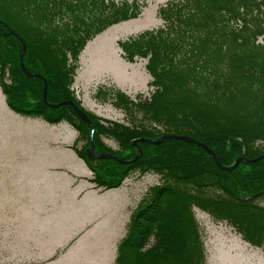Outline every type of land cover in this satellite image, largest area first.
I'll list each match as a JSON object with an SVG mask.
<instances>
[{"label":"trees","instance_id":"obj_1","mask_svg":"<svg viewBox=\"0 0 264 264\" xmlns=\"http://www.w3.org/2000/svg\"><path fill=\"white\" fill-rule=\"evenodd\" d=\"M145 4L141 0H0V20L9 26L0 23V86L6 103L25 116L71 124L80 139L87 140L78 153L93 170L97 186L116 188L135 168L161 173V184L151 186L132 210L117 244L115 264H180L184 255V264H204L192 202L214 219H226L245 240L264 244V207L257 203L264 196V158L240 161L233 170H224L203 148L179 139L138 142L142 154L129 163L85 154L92 137L95 152H112L129 160L137 152L133 139L154 140L171 133L203 142L225 165L240 155L264 154V0H167L158 6L162 27L120 41L128 60L136 54L148 55L146 69L153 87L149 97L133 102L120 91L116 94V104L126 114L140 112L141 120L131 128L111 123L108 131L122 141L123 149L112 151L99 141L104 125L72 93L76 62L88 40L114 23L138 17ZM22 43L26 68L47 81V100H72L92 120L93 131L64 102L55 108L46 105L42 79L28 77L20 66ZM97 162L107 164L108 170L103 164L95 167ZM247 166L254 169L253 177L244 172ZM226 174L240 178L248 190L229 187Z\"/></svg>","mask_w":264,"mask_h":264},{"label":"rangeland","instance_id":"obj_2","mask_svg":"<svg viewBox=\"0 0 264 264\" xmlns=\"http://www.w3.org/2000/svg\"><path fill=\"white\" fill-rule=\"evenodd\" d=\"M141 1L146 4L138 17L114 23L87 41L73 71L72 93L104 125L99 141L112 151L123 149V144L108 131L111 123L131 128L141 120L140 112L126 114L116 104L117 91L133 102L153 91L148 55L128 60L120 45L164 24L157 9L167 0ZM103 50L116 59L115 68L98 61ZM5 71L9 82L7 67ZM86 145L66 120L48 123L11 109L0 86V264H88V257L100 261L94 253L105 239L110 242L108 264H115L132 210L163 178L156 170L135 168L116 188L97 186L93 170L78 153ZM253 171L247 166L244 172L253 177ZM225 179L234 190H248L234 174ZM257 203L264 207V196ZM191 210L203 241L204 264H264V244L245 240L226 219H214L195 202ZM186 261L184 255L180 264Z\"/></svg>","mask_w":264,"mask_h":264},{"label":"water","instance_id":"obj_3","mask_svg":"<svg viewBox=\"0 0 264 264\" xmlns=\"http://www.w3.org/2000/svg\"><path fill=\"white\" fill-rule=\"evenodd\" d=\"M0 23H2L5 27H9L7 26L6 22L0 20ZM10 33H12L13 35H17L12 29L9 28ZM25 53V44L22 43V51L20 53L19 56V60H20V66L23 70V72L28 76V77H39L42 79L43 81V88H42V97H43V101L46 103V105H48L49 107L55 108L60 106L63 102L69 106H71L74 111L77 113V115L79 116V118L85 122H87V124L89 125L91 131H93V122L92 120L88 117V115L81 109L79 108L72 100H65L63 102H57V103H51L47 100V96H46V91H47V81L46 79L38 72H31L29 71L24 62H23V55ZM164 139H179L182 141H186V142H190V143H194L198 146H200L201 148H203L205 151H207V153L212 157L214 163L216 164L217 167L224 169V170H233L240 161H244V162H252V161H257L260 159L264 158V154L258 155L256 157L253 158H247L244 155H240L238 156L231 164L229 165H225L223 163H221L219 161V159L217 158L215 152L208 147L206 144H204L203 142L189 136L186 134H176V133H171V134H165L162 135L160 137H158L157 139H150V138H145V137H140V138H135L131 141L132 145H134L137 149L136 154L134 155V157H132L129 160L126 159H122L117 157L116 155H114L112 152H95L94 151V144H93V140L92 137L90 138V143L89 146L85 149V154L87 157L89 158H112L114 160H116L119 163H129V162H134L136 161L142 154V149L139 146L138 142H147V143H152V144H158L160 142H162Z\"/></svg>","mask_w":264,"mask_h":264},{"label":"bare ground","instance_id":"obj_4","mask_svg":"<svg viewBox=\"0 0 264 264\" xmlns=\"http://www.w3.org/2000/svg\"><path fill=\"white\" fill-rule=\"evenodd\" d=\"M107 41L108 39H103ZM105 47V44L99 46V49ZM98 61L101 62L104 67L108 68H115L116 67V59L111 55V52L105 50L102 51L101 56L99 57ZM109 249H110V242L107 239L103 240L101 244L98 245V249L94 253L95 257H99L100 261L95 258V260H91V257H88L86 260L89 261L88 264H108L109 263Z\"/></svg>","mask_w":264,"mask_h":264}]
</instances>
